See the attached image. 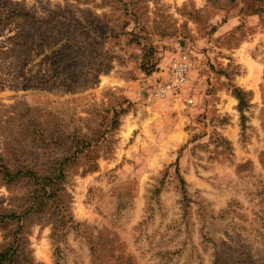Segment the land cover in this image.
Wrapping results in <instances>:
<instances>
[{
	"label": "rangeland",
	"instance_id": "1",
	"mask_svg": "<svg viewBox=\"0 0 264 264\" xmlns=\"http://www.w3.org/2000/svg\"><path fill=\"white\" fill-rule=\"evenodd\" d=\"M0 264H264V0H0Z\"/></svg>",
	"mask_w": 264,
	"mask_h": 264
},
{
	"label": "built area",
	"instance_id": "2",
	"mask_svg": "<svg viewBox=\"0 0 264 264\" xmlns=\"http://www.w3.org/2000/svg\"><path fill=\"white\" fill-rule=\"evenodd\" d=\"M195 68V62L191 56L184 54L173 62L170 68V77L160 89L159 95L163 98H168L171 95H176L183 91L190 81V74ZM190 103L193 100H189Z\"/></svg>",
	"mask_w": 264,
	"mask_h": 264
},
{
	"label": "crops",
	"instance_id": "3",
	"mask_svg": "<svg viewBox=\"0 0 264 264\" xmlns=\"http://www.w3.org/2000/svg\"><path fill=\"white\" fill-rule=\"evenodd\" d=\"M220 77H219V80H222V79H229L227 76V74H221V75H219ZM221 100L220 99H217V102H216V107L218 106L219 107V103L218 102H220ZM216 109V108H215Z\"/></svg>",
	"mask_w": 264,
	"mask_h": 264
},
{
	"label": "trees",
	"instance_id": "4",
	"mask_svg": "<svg viewBox=\"0 0 264 264\" xmlns=\"http://www.w3.org/2000/svg\"><path fill=\"white\" fill-rule=\"evenodd\" d=\"M234 92H235V95L237 96L238 94H243V91L240 88L235 89Z\"/></svg>",
	"mask_w": 264,
	"mask_h": 264
}]
</instances>
